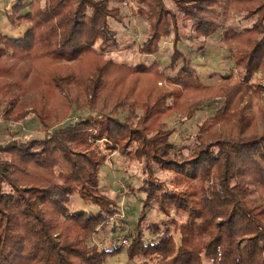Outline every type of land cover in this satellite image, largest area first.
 Instances as JSON below:
<instances>
[{
  "label": "trees",
  "instance_id": "1",
  "mask_svg": "<svg viewBox=\"0 0 264 264\" xmlns=\"http://www.w3.org/2000/svg\"><path fill=\"white\" fill-rule=\"evenodd\" d=\"M166 1L133 0L148 23L139 53L157 54L173 34L168 68L174 76L158 62L129 65L108 56L118 45L111 20H125L108 0H45L24 15V4L13 7L11 23L18 19L29 28L20 39L0 29L1 113L12 124L36 117L44 137L0 145V264H105L111 253L88 242L119 215L100 183L101 168L115 152L144 165L145 197L128 259L264 264V201L248 198L251 190L264 192V112L258 123L244 104L251 90H264V0H227L253 24L224 33L241 82L233 73L215 86L201 83L180 51L179 16ZM169 1L192 21L197 37L219 31L222 0ZM260 70L254 88L250 81ZM30 92L34 100L24 102ZM217 98L224 105L202 124L199 144L187 152L177 148L162 120L192 119L197 106ZM83 106L100 112L59 127ZM122 112L129 113L123 121ZM93 119L98 130L92 135ZM162 171L172 173L169 184L158 176ZM76 193L98 210L70 213ZM154 205L168 218L173 210L185 219L164 221L162 228L149 223ZM145 228L153 242L145 241Z\"/></svg>",
  "mask_w": 264,
  "mask_h": 264
},
{
  "label": "rangeland",
  "instance_id": "2",
  "mask_svg": "<svg viewBox=\"0 0 264 264\" xmlns=\"http://www.w3.org/2000/svg\"><path fill=\"white\" fill-rule=\"evenodd\" d=\"M45 0H6L0 2V29L4 35L20 39L29 28L28 24H21L18 19L14 23L8 19L12 14L13 7L19 2L24 4V9L20 15L32 10L34 5L39 2L44 3ZM112 7L120 8L124 23H118L111 20L112 27L118 33V45L110 46L108 56L121 63L129 65L136 64H151L158 62L164 69L167 76H174L175 72L169 70L170 59L173 53L172 42L173 34L169 38H164L160 42V50L153 56H143L139 53L141 44L146 41L148 33V23L145 16L137 13L138 6L133 0H108ZM222 5L219 6L221 17L217 21L220 26L219 31L211 37H197L194 33L193 23L189 19H185L181 12L169 0L167 5L172 8L179 16V25L181 32V43L178 44L191 65L195 68L201 83L206 86H215L219 84L223 77L230 74H235L241 82V77L238 76L239 69L235 65L234 54L231 51V44L224 40V33L228 28L235 30H243L246 27L252 26L253 21L248 20L243 14H238L230 10V5L227 0H222ZM17 18V17H16ZM250 81L255 88L256 84L262 77L261 70L253 76ZM162 83H160L161 85ZM36 97V96H35ZM34 100L32 92L25 96L24 102ZM208 102V101H207ZM248 106L249 114L254 115L255 120L261 123V117L264 112V90H251L250 98L244 102ZM224 105V99L217 98L212 102L203 103L195 108L192 119H186L179 114H174L169 118L163 119L169 130L173 133L170 141L177 148H184L189 151L199 144V136L202 134L200 128L206 119L214 116L216 111ZM194 109V108H193ZM192 109V110H193ZM2 108H0V145H5L12 140H20L27 142L33 139H42L44 133L40 123L36 117H28L23 122L12 124L5 121L2 117ZM100 112L99 108L91 111L84 107L81 110L73 111L67 117L66 122L60 124L59 127H64L68 123L83 120L89 116H95ZM104 114H108L105 111ZM137 117L133 118L137 124L139 117L142 115V110H138ZM129 113H120L118 118L123 121ZM79 119V120H78ZM98 122L92 120L90 124V133L93 135L98 130ZM220 125V126H219ZM221 124H218L217 130L222 132ZM144 165L136 160H130L128 157H123L118 153H113L108 157L106 163L100 171V183L103 193L112 198L118 207L119 215L111 219L103 228H99L98 233L88 242L90 245H96L102 251L111 253L106 256L105 264H140L138 259L130 260L127 257L126 250L129 246L123 245V240L128 239L131 243V236L135 232L137 221L140 217L142 200L145 195L140 191L142 181L144 179ZM158 176L166 182L170 183L173 176L171 172H159ZM61 183V181H60ZM248 198L254 202L264 201V192L251 190L248 193ZM70 213L78 212H96L98 209L84 202L78 193L74 194L70 203L67 205ZM172 216L166 217L161 213L157 206L154 205L149 210L147 221L156 223L163 227V222H170L172 219L183 221L185 216L171 211ZM175 237L178 239L172 227ZM145 241L147 243L155 240V235L151 230H144ZM171 264V260L164 263Z\"/></svg>",
  "mask_w": 264,
  "mask_h": 264
},
{
  "label": "built area",
  "instance_id": "3",
  "mask_svg": "<svg viewBox=\"0 0 264 264\" xmlns=\"http://www.w3.org/2000/svg\"><path fill=\"white\" fill-rule=\"evenodd\" d=\"M122 242H123V245H124V246H129L128 239H124Z\"/></svg>",
  "mask_w": 264,
  "mask_h": 264
}]
</instances>
